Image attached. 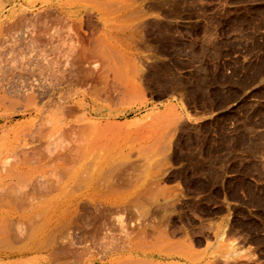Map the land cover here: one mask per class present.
Wrapping results in <instances>:
<instances>
[{"label": "rangeland", "instance_id": "rangeland-1", "mask_svg": "<svg viewBox=\"0 0 264 264\" xmlns=\"http://www.w3.org/2000/svg\"><path fill=\"white\" fill-rule=\"evenodd\" d=\"M0 264H264V0H0Z\"/></svg>", "mask_w": 264, "mask_h": 264}, {"label": "bare ground", "instance_id": "bare-ground-1", "mask_svg": "<svg viewBox=\"0 0 264 264\" xmlns=\"http://www.w3.org/2000/svg\"><path fill=\"white\" fill-rule=\"evenodd\" d=\"M64 168V167H63ZM63 175V174H62Z\"/></svg>", "mask_w": 264, "mask_h": 264}]
</instances>
